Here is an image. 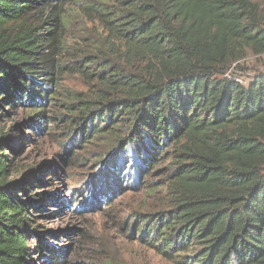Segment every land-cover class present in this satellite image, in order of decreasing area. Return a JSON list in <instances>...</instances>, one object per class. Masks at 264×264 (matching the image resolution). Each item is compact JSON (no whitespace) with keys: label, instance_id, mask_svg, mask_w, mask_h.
I'll return each instance as SVG.
<instances>
[{"label":"trees","instance_id":"16d2710c","mask_svg":"<svg viewBox=\"0 0 264 264\" xmlns=\"http://www.w3.org/2000/svg\"><path fill=\"white\" fill-rule=\"evenodd\" d=\"M65 1L0 0V110H29L32 125L56 127L45 112L58 77L80 75L91 95L71 96L87 116L81 138L111 133L123 112L131 127L112 150L132 149L146 170L171 153L167 208L136 220L139 240L174 264H264V75L243 85L227 73L247 52L264 54V0H117L99 11L119 50L95 46L67 63L53 46L61 21L53 30L27 24ZM5 151L15 152L1 134L0 264H34L26 243L36 233L24 230L32 204L17 193L41 180L8 181ZM34 251L60 264L43 239Z\"/></svg>","mask_w":264,"mask_h":264},{"label":"rangeland","instance_id":"374dc122","mask_svg":"<svg viewBox=\"0 0 264 264\" xmlns=\"http://www.w3.org/2000/svg\"><path fill=\"white\" fill-rule=\"evenodd\" d=\"M103 6L111 12L117 0H66L30 13L27 24L39 28L45 24L42 28L53 30L58 20L62 22L53 43L60 52L56 58L60 62L67 63L71 57L81 59L95 46L96 54L101 51L108 55L119 50L121 43L106 30L99 11ZM227 70L233 80L247 85L264 75V54L247 52ZM58 79L59 93L45 112L46 118L60 120L56 127L55 121L43 127L32 125L29 110H0V135H6L15 151L4 152L12 170L8 181H19L33 172L41 180L39 185L22 186L25 192L17 193L19 199L32 204L27 208L29 222L24 230L36 236L27 235L28 259L34 264H50L34 251L43 239L46 246L59 251L60 264H174L156 255L135 231L136 220L143 214L154 216L167 208L170 151L162 152L155 169L146 170L132 149L126 153L112 150L131 127L123 112L114 125L106 127L112 126L111 133L91 134L84 140L78 135L79 124L87 116L76 111L81 105L71 96L81 94V102H86L91 98L89 87L80 75L60 73Z\"/></svg>","mask_w":264,"mask_h":264}]
</instances>
